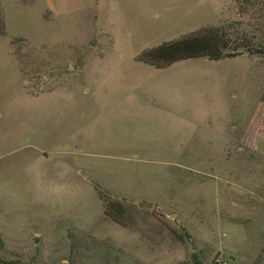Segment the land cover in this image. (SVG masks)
<instances>
[{
    "label": "rangeland",
    "instance_id": "1",
    "mask_svg": "<svg viewBox=\"0 0 264 264\" xmlns=\"http://www.w3.org/2000/svg\"><path fill=\"white\" fill-rule=\"evenodd\" d=\"M1 10L5 264H264V56L135 60L208 26L264 38V0ZM95 188L129 209L131 228L104 217Z\"/></svg>",
    "mask_w": 264,
    "mask_h": 264
},
{
    "label": "trees",
    "instance_id": "2",
    "mask_svg": "<svg viewBox=\"0 0 264 264\" xmlns=\"http://www.w3.org/2000/svg\"><path fill=\"white\" fill-rule=\"evenodd\" d=\"M250 3L252 0H243ZM0 11V35L4 31V20ZM264 56V38L255 39L244 33L238 22L208 26L179 39L163 43L157 47L144 50L136 57V61L156 70L167 69L174 64L192 60L206 59L219 62L241 57ZM101 201L103 215L114 224L129 229L134 221L129 209L109 192L95 188ZM171 234L182 240L176 231ZM193 264H202L196 254L192 257ZM0 259V264H5ZM11 264H25L10 262Z\"/></svg>",
    "mask_w": 264,
    "mask_h": 264
},
{
    "label": "crops",
    "instance_id": "3",
    "mask_svg": "<svg viewBox=\"0 0 264 264\" xmlns=\"http://www.w3.org/2000/svg\"><path fill=\"white\" fill-rule=\"evenodd\" d=\"M170 68V67H169Z\"/></svg>",
    "mask_w": 264,
    "mask_h": 264
}]
</instances>
